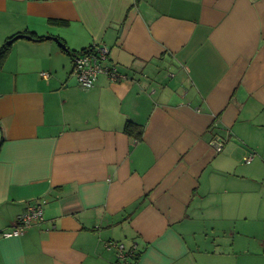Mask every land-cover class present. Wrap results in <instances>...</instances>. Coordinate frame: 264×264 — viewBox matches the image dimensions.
<instances>
[{
  "label": "crops",
  "instance_id": "obj_1",
  "mask_svg": "<svg viewBox=\"0 0 264 264\" xmlns=\"http://www.w3.org/2000/svg\"><path fill=\"white\" fill-rule=\"evenodd\" d=\"M12 36L0 264H239L264 221V0H0ZM95 45L124 80L78 85L68 51Z\"/></svg>",
  "mask_w": 264,
  "mask_h": 264
},
{
  "label": "built area",
  "instance_id": "obj_2",
  "mask_svg": "<svg viewBox=\"0 0 264 264\" xmlns=\"http://www.w3.org/2000/svg\"><path fill=\"white\" fill-rule=\"evenodd\" d=\"M108 48L95 45L81 54H77L72 58L71 74L76 78L78 85L81 88H91L99 75H106L113 82L124 80L126 76L119 72L116 66L106 65L108 60ZM42 76L46 77L43 73ZM216 152H220L223 148V143L212 142ZM252 157H248L245 162L250 163ZM43 221V202H36L28 205L26 211L20 215L15 222L14 228L9 232V236H20L25 233L30 227ZM111 247L117 248V256L114 264H125L124 246L122 244H109Z\"/></svg>",
  "mask_w": 264,
  "mask_h": 264
},
{
  "label": "rangeland",
  "instance_id": "obj_3",
  "mask_svg": "<svg viewBox=\"0 0 264 264\" xmlns=\"http://www.w3.org/2000/svg\"><path fill=\"white\" fill-rule=\"evenodd\" d=\"M248 230L250 231V234H254L255 239H252V235L249 238L244 239V246L248 243L250 244L243 250L239 264H264L262 247V243H264V221H255V223L250 225ZM246 250L248 252H246Z\"/></svg>",
  "mask_w": 264,
  "mask_h": 264
},
{
  "label": "trees",
  "instance_id": "obj_4",
  "mask_svg": "<svg viewBox=\"0 0 264 264\" xmlns=\"http://www.w3.org/2000/svg\"><path fill=\"white\" fill-rule=\"evenodd\" d=\"M18 39V36H12L10 37L5 43L3 46L0 47V66L3 62V60L5 59L8 51L10 50V47L11 45ZM39 41H43L45 39H51V38H48V37H38L37 38ZM62 45V44H61ZM90 48V47H89ZM89 48H84L80 51H77V52H70L68 51V53H70V55L72 56H75L77 54H81L83 52H85L86 50H88ZM66 50V48H65ZM67 51V50H66ZM124 131L125 133L127 134H131L133 136H136L137 139H139V135L142 133V127L141 126H138L136 125L135 123L133 122H126L125 124V127H124Z\"/></svg>",
  "mask_w": 264,
  "mask_h": 264
},
{
  "label": "water",
  "instance_id": "obj_5",
  "mask_svg": "<svg viewBox=\"0 0 264 264\" xmlns=\"http://www.w3.org/2000/svg\"><path fill=\"white\" fill-rule=\"evenodd\" d=\"M56 42H58L56 39H55ZM62 47H64L63 45H61ZM65 48V47H64Z\"/></svg>",
  "mask_w": 264,
  "mask_h": 264
}]
</instances>
